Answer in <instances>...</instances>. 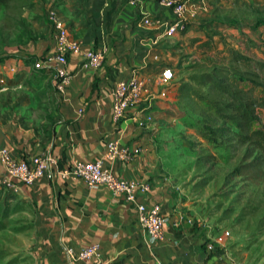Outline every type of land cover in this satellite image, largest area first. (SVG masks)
<instances>
[{
	"label": "crops",
	"instance_id": "crops-1",
	"mask_svg": "<svg viewBox=\"0 0 264 264\" xmlns=\"http://www.w3.org/2000/svg\"><path fill=\"white\" fill-rule=\"evenodd\" d=\"M205 2L187 0L186 6L193 10ZM185 15L186 28L168 35L174 14L159 0H139L137 6L127 0H81L62 19L80 42L81 51L66 56L64 66L71 77L63 92L55 91L46 129L41 131L25 118H0V147L18 159L38 154L56 159L33 184L15 179V189L3 191L32 209L31 264H230L206 235L176 182L167 176L154 140L156 120L166 104L157 94L156 77L164 67L174 73L184 69L189 59L195 57V62L198 45L215 37L210 28L201 26L207 16L197 13L198 20H193L188 11ZM146 17L151 23L143 22ZM86 49L103 51L99 67L82 65ZM54 50L49 25L35 54L46 60ZM133 75L144 79L142 97L153 94L152 107L146 109L141 100L116 120L113 90L117 82ZM110 141L140 151L129 159L107 158ZM96 160L117 177L150 185L148 191L135 194V202L160 205L165 217L162 240L150 239L138 223L136 203L123 193L105 184L88 187L81 178L59 174L76 161ZM4 173L0 162V177ZM94 243L100 246L98 257H75L81 248Z\"/></svg>",
	"mask_w": 264,
	"mask_h": 264
},
{
	"label": "rangeland",
	"instance_id": "rangeland-1",
	"mask_svg": "<svg viewBox=\"0 0 264 264\" xmlns=\"http://www.w3.org/2000/svg\"><path fill=\"white\" fill-rule=\"evenodd\" d=\"M80 1L0 3V118H25L41 131L46 129L57 90L52 68L35 51L48 33V12L54 10L62 20ZM187 7L193 20L197 13L207 16L201 26L210 28L215 37L198 45L195 62L191 56L184 69L174 71L162 97L166 104L156 120V148L167 176L176 182L206 235L229 263L264 264L261 152L249 142L233 139L234 126L219 119L201 99L220 106L226 102V95L204 76L223 78L219 69L229 62V46L264 60V0H206L202 7ZM253 92L264 95L261 88ZM257 113L260 124L264 123V108ZM32 218L27 203L0 191V264L32 263Z\"/></svg>",
	"mask_w": 264,
	"mask_h": 264
},
{
	"label": "built area",
	"instance_id": "built-area-1",
	"mask_svg": "<svg viewBox=\"0 0 264 264\" xmlns=\"http://www.w3.org/2000/svg\"><path fill=\"white\" fill-rule=\"evenodd\" d=\"M132 6H137L139 0H127ZM160 4L172 10L174 19L166 29V34L174 35L186 28V2L184 0H159ZM192 15V13H191ZM50 28L55 40V50L48 55L45 62L52 68L54 86L58 92H63L69 84L70 73L65 69L66 56L69 52H80L81 44L78 39L72 37L60 17L54 10L48 12ZM145 24L151 23V18L143 19ZM84 67L97 68L104 59L102 50L86 49L82 51ZM172 68L164 67L155 79L158 88L157 94L161 97L167 94V86L173 79ZM144 79L133 75L126 80H120L113 90L112 114L114 119L123 118L127 110L134 104L144 100V107L151 109L153 94L148 92L141 96ZM140 151V148L120 146L116 141L107 144L105 156L107 158L129 159ZM0 162L5 173L0 177V190L15 189L14 180L27 184H33L44 174L50 164L56 163V159L50 154H38L28 159H18L12 155L6 147H0ZM62 177L71 176L81 178L88 187L105 184L116 193H123L127 200L135 202L137 192H146L150 189L147 182L138 179H124L117 177L112 172L102 168L101 161H76L72 166L59 170ZM138 210V223L147 232L150 239L155 242L163 239V225L165 217L161 213L160 205L155 203L147 206L135 202ZM211 248V246H209ZM77 259H90L100 255V246L94 243L81 248L76 252ZM156 264H161L157 261Z\"/></svg>",
	"mask_w": 264,
	"mask_h": 264
},
{
	"label": "trees",
	"instance_id": "trees-1",
	"mask_svg": "<svg viewBox=\"0 0 264 264\" xmlns=\"http://www.w3.org/2000/svg\"><path fill=\"white\" fill-rule=\"evenodd\" d=\"M8 1L0 0V3ZM48 23L50 25L49 19ZM228 51L229 62L219 69L223 78L210 73L204 76L218 91L226 95V102L221 107L220 104L206 97L201 99L214 109L213 112L219 119L234 126L235 130H230L233 139L240 144L247 142L252 144L261 152L260 160L264 161V123L260 124V116L257 113V109L264 108V95L253 92L255 88L264 89V60L252 58L233 46H229ZM242 83L248 84V87L245 88ZM255 123H259V126L254 127ZM212 131L217 130L212 129Z\"/></svg>",
	"mask_w": 264,
	"mask_h": 264
}]
</instances>
